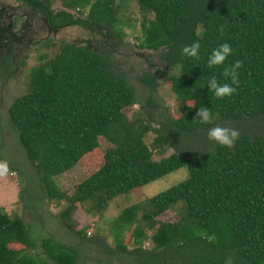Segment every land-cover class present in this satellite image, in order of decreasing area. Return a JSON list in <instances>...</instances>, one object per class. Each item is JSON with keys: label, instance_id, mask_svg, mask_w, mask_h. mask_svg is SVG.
<instances>
[{"label": "trees", "instance_id": "16d2710c", "mask_svg": "<svg viewBox=\"0 0 264 264\" xmlns=\"http://www.w3.org/2000/svg\"><path fill=\"white\" fill-rule=\"evenodd\" d=\"M23 2L43 15L51 27L77 25L122 41L124 32L116 24L124 0H62L63 5L81 13L77 17L67 10L55 12L43 0ZM138 3L152 11L153 18L137 46L157 51L166 69L178 68V74L168 77L184 103L180 116L173 118L166 112L164 117L163 112H157L158 127L151 129V116L145 109L159 110L150 94L155 91L157 73H141L140 79L149 88L148 94L138 99L107 51L64 43L54 64L30 69L29 90L15 97L8 108L9 125L39 180L37 190L20 186L21 206L40 220L44 200L64 199L67 204L59 215L72 223L77 203L91 199L101 208L109 199L184 166L187 178L151 198L139 218L137 206L115 217L116 228L131 226L135 244L129 251L118 242L115 249L131 252V264H224L228 256L235 264H264V128L252 130L245 122L252 117L264 119V0ZM86 8L89 10L83 16ZM7 13L0 6V36L9 44L4 47L7 56L0 55V67L8 64L10 45L17 39L1 22ZM194 41L201 45L199 59L182 55V48ZM223 43L231 46L232 55L224 65L209 69L208 56ZM237 60L243 62L238 69L239 86L233 85L237 91L216 98L207 86L209 77L215 75L219 82L231 83L222 76L223 68ZM189 100L191 104H185ZM134 103L140 104L139 115H149L146 121L135 116L131 122L125 117L122 109ZM201 107L212 113L208 125L226 122L239 130L231 148L202 139L205 124L196 118ZM149 130L156 132L155 144L172 146L174 151L158 161L152 159L142 140ZM97 152L102 156L97 162L93 157L87 159ZM0 161H6L1 154ZM81 161L88 169L87 177L71 195L60 191L54 177ZM8 168L20 176L16 166L9 164ZM180 201L179 219H155ZM145 228L153 230L150 248L141 244L147 236ZM75 232L78 240L73 245L48 235L32 238L23 217H11L0 207V264H81L82 250L87 247H98L108 256L96 261L114 264L108 258L115 251L105 241H100L103 249L97 244L98 237H86L83 228ZM13 243L24 249L12 248ZM123 264H130L129 259Z\"/></svg>", "mask_w": 264, "mask_h": 264}, {"label": "rangeland", "instance_id": "374dc122", "mask_svg": "<svg viewBox=\"0 0 264 264\" xmlns=\"http://www.w3.org/2000/svg\"><path fill=\"white\" fill-rule=\"evenodd\" d=\"M50 8L57 12L59 10H67L74 16L81 15L78 11L63 5L62 0H43ZM0 6L7 10V16L2 18L3 27L7 33L14 35L10 45L11 56L7 65L0 67V154L7 164L16 166L21 172L17 173L9 171L6 175L0 176V207L6 213L13 216H21L26 222V227L32 234V238L40 239L43 236H52L53 238L69 245L78 240L76 230L83 228L86 237L97 238V243L101 248L105 246L100 241H105L108 247L115 251L110 254L108 261L114 264H123L124 259L131 260L133 254L121 253L115 249V244L120 242L127 245L129 251L135 247L133 242V229L127 227L116 228L115 217L124 209L137 206L136 211L138 218L142 212L143 206H147L149 200L158 193L179 183L188 176L186 167H181L173 172L163 175L154 181L143 186L137 187L126 194L113 197L101 207L96 208L93 200H85L77 203L71 213L72 223L69 220H62L60 212L64 209L67 201L52 199L44 200L41 206L39 219L25 212L18 199L20 186L37 190L39 185L36 180V169L26 157L25 151L19 142L16 132L11 129L8 120V108L13 99L29 90V71L32 67H38L42 64H54L60 53V47L64 43H72L79 46H89L97 51L109 54V59L113 60L114 68L121 71L127 78L129 84L134 88L138 99L145 97L147 88H149L140 79L143 72L148 71L151 75L157 73L155 91L150 92L154 101L159 105L156 108L147 107L149 115L140 114L139 103H134L129 107L122 109L125 117L131 122L138 116L143 121L149 118V125L152 128L158 127V115L165 117L166 112L173 118H178L181 114L180 109L184 105L176 95V86L169 80L168 75L178 74L177 67L168 70L160 62L158 53L155 50L138 47V42L144 35L145 28L153 18V12L142 8L138 0H124L119 10V23L116 26L122 28L124 34L122 41L118 38H110L111 36L100 35L88 28L77 25L65 26L62 28H54L49 25L43 15L35 12L26 5L23 0H0ZM89 8L85 9L83 16H86ZM0 55L7 56V46L9 45L6 37L0 36ZM5 47V48H4ZM5 64V63H4ZM5 67H8L6 70ZM185 104H191L186 101ZM159 112V113H157ZM252 130L255 128H264V119L261 117L245 119ZM230 127V124L217 123L215 125L205 124L202 131L203 138H207V131L215 126ZM259 125V126H258ZM242 128H245L244 125ZM164 131H162L163 133ZM156 132L149 130L142 137L143 142L148 146L152 159L158 161L162 157L170 155L174 149L172 146L155 144L154 138ZM207 140H209L207 138ZM207 145L208 142H205ZM195 146L199 148L198 141ZM91 157L97 162L98 158H102L97 152ZM10 167V166H9ZM88 175V169L83 161L76 163L69 170L54 177L57 187L66 194H72L78 184L81 183ZM183 201L175 205L174 208L168 209L159 214L155 219L160 221H176L180 217L179 210ZM141 210V211H140ZM145 226V223H140ZM146 237L141 239L142 246L150 248L153 246L151 235L153 230L145 228ZM83 241V240H82ZM92 241V240H91ZM40 242L37 243L40 251ZM12 248L24 249L18 243L10 244ZM108 256L101 251L100 248L87 247L82 250L81 264H105L98 262L97 259H106ZM107 264V263H106Z\"/></svg>", "mask_w": 264, "mask_h": 264}, {"label": "clouds", "instance_id": "9594fccd", "mask_svg": "<svg viewBox=\"0 0 264 264\" xmlns=\"http://www.w3.org/2000/svg\"><path fill=\"white\" fill-rule=\"evenodd\" d=\"M221 35H223V28L219 29ZM200 42L194 41L191 45H185L182 48V55L188 57H194L199 59ZM233 50L228 43L218 45L212 50L208 56L207 67L213 69L225 64L226 59L232 55ZM242 61H233L232 64L223 68L222 76L225 80L230 79L231 83H221L217 80L216 76L209 77L207 86L209 91L218 99L232 96L239 86V73L238 69L242 67ZM233 85L237 87H233ZM196 118L202 124H208L212 120V113L208 107L199 108ZM207 138L210 141H214L217 144L231 148L234 142L239 138V130L230 127L215 126L211 127L207 131ZM9 172L8 164L6 161H0V176H4ZM224 264H235L233 258L228 256L224 260Z\"/></svg>", "mask_w": 264, "mask_h": 264}]
</instances>
